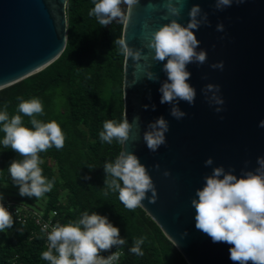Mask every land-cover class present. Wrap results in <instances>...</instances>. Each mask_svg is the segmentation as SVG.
I'll return each instance as SVG.
<instances>
[{"label":"water","instance_id":"95a60500","mask_svg":"<svg viewBox=\"0 0 264 264\" xmlns=\"http://www.w3.org/2000/svg\"><path fill=\"white\" fill-rule=\"evenodd\" d=\"M65 2L68 4V0H0V89L45 69L62 54L68 37ZM163 4L164 0H139L128 25L123 26L126 42L142 48L146 59L139 62V69L131 58L124 60V118L127 116L131 123L138 115L140 120L138 131L133 128L122 150L133 152L146 166L158 199L155 203L145 199L143 209L176 242L188 263L233 264L230 245L213 243L196 229L191 199L195 190L203 187V178L211 174L212 167H232L239 176L245 161L249 162L246 170L254 171L257 157L264 156V128L258 126L264 120V0L234 3L223 11L215 9L214 0H188L185 4L179 23L186 25L190 8L199 4L208 13L211 27L194 31L200 41L198 50L207 52V63L187 66L192 74L187 82L197 95L193 106L183 101L178 104L187 113L179 121L170 115L171 105L160 103L159 88L167 79L161 69L167 61L155 63L145 47L150 33L170 22L171 17L165 19ZM218 23H223V32L216 31ZM221 61L223 70L210 67ZM149 64L158 81L145 78ZM134 79L138 82L133 85ZM209 83L220 86L225 101L220 113L201 92ZM144 105H148L147 110ZM161 116L169 122L167 143L151 152L143 141V132ZM209 157L214 164L205 167ZM156 164L160 166L158 171ZM165 170L171 173L169 177L163 175Z\"/></svg>","mask_w":264,"mask_h":264},{"label":"clouds","instance_id":"9594fccd","mask_svg":"<svg viewBox=\"0 0 264 264\" xmlns=\"http://www.w3.org/2000/svg\"><path fill=\"white\" fill-rule=\"evenodd\" d=\"M187 2L188 0H164L165 19L171 17L170 22L152 31L145 45L150 50L152 61L157 64L167 61L161 69L167 79L159 88L162 94L160 103L171 105L170 115L178 121L187 115L178 104L183 101L193 106L197 95L196 89L187 82L192 75L187 66L207 63V52L198 50L200 41L194 31H199L201 26L211 27L208 13L199 4H193L190 8L186 25L178 22ZM245 2L246 0H214V5L217 11H223L234 3L239 5ZM93 3L94 7L88 15L95 17L101 26L106 27L114 21L128 25L132 9L139 4V0H93ZM64 6L67 7L66 2ZM216 31H224L223 23L216 25ZM114 44L126 61L131 58L137 69L141 67L139 62L146 59L142 48L130 47L125 36L116 39ZM210 67L223 70L224 63H213ZM151 68L152 65L149 64L144 73L145 78L158 81V74L151 71ZM135 75L134 72L133 76ZM137 82L134 79L132 84ZM201 92L210 106H217L216 113L224 110L221 106L225 101L220 95L219 85L209 83ZM17 100L20 101L18 113L31 118L32 128L23 126L20 114L10 118L5 104L4 110L0 111V131L5 134L0 144L23 157L22 160H13L7 169L12 183L18 186L19 195L39 199L51 192L55 183V178L48 180L42 175L39 165L43 161L39 153L46 152L53 146L57 150L62 149L65 136L56 121L45 123L37 118L44 114L42 102L38 98L24 100L18 96ZM143 107L147 110L148 105ZM152 109L155 110V105H152ZM139 120L138 115L133 117L131 123L127 116L119 123L106 120L99 138L107 144L116 141L125 145L131 138L133 128L136 127L138 131ZM258 126L264 128V120ZM168 131L169 122L163 116L149 123L142 137L148 150L156 152L162 145H166ZM248 163L245 161V167L237 176L234 168L225 170L223 166L212 167L213 159H206L204 165L212 167V172L204 176L203 187L195 190L191 207L195 209L196 229L209 236L213 243L230 245L229 259L233 264H264V156L257 157L254 171L246 170ZM154 167L157 171L160 168L159 164ZM103 169L106 174L104 187L118 192L119 201L126 209L144 207L142 201L145 199L149 203H155L158 199L156 186L146 166L141 164L133 152L123 149L114 162L106 161ZM163 175L169 177L171 173L165 170ZM107 194L106 191L105 195ZM2 201L3 194L0 193V232L12 228L14 223L12 214ZM48 227L45 224L41 232H47ZM146 239V236L134 239L129 251L143 257L142 245ZM47 241L48 250L41 254V258L50 264H116L122 255L119 249L127 243L120 238L119 228L113 226L106 216L96 212L89 214L87 211L67 225L62 226L57 222L47 232ZM113 246H117L118 250L106 258L100 255L101 252L110 251Z\"/></svg>","mask_w":264,"mask_h":264},{"label":"trees","instance_id":"16d2710c","mask_svg":"<svg viewBox=\"0 0 264 264\" xmlns=\"http://www.w3.org/2000/svg\"><path fill=\"white\" fill-rule=\"evenodd\" d=\"M93 7V0H68V37L62 54L45 69L0 89V111L7 104L10 118L20 114L23 126L32 128L31 118L17 111V97L38 98L44 114L37 118L45 123L56 121L65 136L62 149L53 146L39 153L42 175L48 180L55 178V183L36 208L46 214L57 211L62 225L77 220L85 211L106 216L127 241L119 264H189L143 207L126 209L118 192L104 187L103 165L114 162L122 151L116 141L102 142L99 133L106 120L119 123L124 119L125 58L114 44L123 37L124 25L114 21L101 26L88 15ZM4 135L0 131V140ZM22 159L0 144V184H13L7 169L13 160ZM142 236L147 239L140 257L129 249L133 240ZM47 250L45 235L35 222L14 220L12 228L0 232V264H50L41 258Z\"/></svg>","mask_w":264,"mask_h":264},{"label":"built area","instance_id":"2783aa9c","mask_svg":"<svg viewBox=\"0 0 264 264\" xmlns=\"http://www.w3.org/2000/svg\"><path fill=\"white\" fill-rule=\"evenodd\" d=\"M2 203L12 214L13 220H16L18 222L28 223L32 221L35 222L40 227V229H42L43 226L47 224L49 226L47 232H50L52 227H54L57 222L62 225V223L57 218V211L46 214L44 210L23 203L22 201L12 196L3 199ZM47 232H45L44 235L46 238V246L48 247ZM117 250L118 247L113 246L110 251L101 252L100 255L106 258ZM119 251L122 253V255L120 256V259L116 262V264H119L121 262L125 254V250L123 247H121Z\"/></svg>","mask_w":264,"mask_h":264},{"label":"rangeland","instance_id":"374dc122","mask_svg":"<svg viewBox=\"0 0 264 264\" xmlns=\"http://www.w3.org/2000/svg\"><path fill=\"white\" fill-rule=\"evenodd\" d=\"M0 193L3 194V199L11 196L20 197L22 201H24L28 205H32L35 207H39L42 204L41 199H36L35 197L29 198V197H21L19 195L18 186H15L14 184H7V183H1L0 184Z\"/></svg>","mask_w":264,"mask_h":264}]
</instances>
